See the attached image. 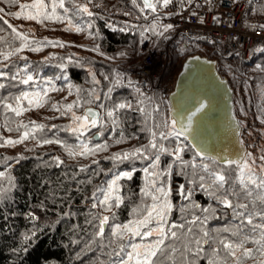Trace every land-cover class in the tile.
<instances>
[{
  "label": "trees",
  "instance_id": "obj_1",
  "mask_svg": "<svg viewBox=\"0 0 264 264\" xmlns=\"http://www.w3.org/2000/svg\"><path fill=\"white\" fill-rule=\"evenodd\" d=\"M89 1L100 2L108 9L127 11L138 21L143 20L144 16L148 14L149 16L159 14V11L155 13L146 9L143 12L140 11L143 6L141 0H137L139 7L134 5L132 0ZM71 2L74 1L66 2L65 7L69 9L70 13L71 11L75 12L77 16L73 18L76 19L74 28L79 27L80 34L84 31L86 46L77 47L81 48L84 53L67 55L63 51H57L48 59L33 57L21 59V56L8 61L7 68L0 67V71L7 73L6 76L0 77V84L5 85L0 88V99H5L6 103H12L14 107L16 96L22 92L33 90L32 81L28 84L20 83V79H25L22 73L41 72V78L56 79V82L53 83V88L56 90H51L50 95L45 98V104L50 106L48 108L49 121L47 123L40 121L39 124H43L44 128L31 132L30 138L24 140L18 150L10 149V147L3 149V140L6 139V135L20 136L28 129L19 128L18 126L22 123L20 116H16L14 112L6 110L3 105H0V172H5V176L0 177V185L9 186L8 176L13 178L12 183L15 185L0 198V264H112L116 257L109 255L112 248L106 246L109 239L108 234L104 232L103 239L93 241L94 233L98 231L95 223L98 219H94L97 214L92 205L101 198L106 182L112 180L120 172L132 171L131 178H120L119 195L123 197V203L119 208L113 209L118 214L114 219H119V221L121 219L127 223L131 218L138 216L132 214V208L140 204H151V198L145 197L141 189L145 188L153 177L144 172V168L149 166L150 160L129 159L114 162L106 157H111L116 152H126L148 144L150 139L148 128L152 127L153 119L156 122H160L162 119L166 120L173 132L179 133L169 120L167 97L165 93L160 92L159 87L140 90L143 93V96H140L136 89L123 79H118L119 83L115 82L117 80L115 75H122L123 72L126 73L128 70L140 66L146 53L142 42L144 36H147L148 33L154 36L155 34L152 31H143L141 34L137 27L133 32L111 29L98 14L89 16L87 13H77ZM153 2L155 3L156 0ZM5 3H8L7 0ZM262 14H264V0L250 6L249 19H255ZM5 15L9 17V14ZM5 19L4 15L0 14V31H5L7 35L11 34L12 43L6 49L13 51L20 46L22 40L14 39L12 29L4 22ZM160 45H162L160 39L151 44L154 48ZM97 48L98 51L94 50ZM196 49L193 45L182 43L178 50H171L168 59L163 61L159 67L160 84L167 85V89L171 90L176 74L180 70L182 58L187 55L201 53L209 57L218 56L216 51L211 48L208 49V52H199ZM219 61L221 73L231 79L235 89L240 90L238 93L242 95L240 96L241 107L252 120L251 123L255 122L252 126L253 131L249 127L250 135H254L252 138L259 139L260 131L257 129L260 124H264V107L260 108L254 102L255 100L246 101L248 95L244 96L243 91L247 86H251L253 90L264 86V52L255 55L248 62L221 57H219ZM61 64L64 67H60ZM92 74L95 75L99 83L93 81ZM13 75H18V79L12 80ZM92 92L100 99L95 100L94 96L89 95ZM139 100H142L143 103L138 104ZM74 101L80 103L79 107L74 105L72 109L77 115H82L87 106L98 107L100 118L106 121L105 126L102 128L100 124H97L83 136L69 131V127L73 124L71 113L61 116L52 108V104L55 103L61 107ZM85 101L94 102L86 103ZM118 102H130L133 107L120 110L119 126L115 127L113 131L114 126L107 122L105 110L99 105L104 104L111 108ZM20 103L23 107L28 105L26 100H21ZM140 107H144L151 113L152 118L147 122L145 114L139 111ZM153 109H158V111H153ZM61 111H64L62 107ZM53 125L56 127L53 128ZM29 128L31 127L29 126ZM9 129L12 130L9 131ZM101 131H103V135L95 138L94 134ZM31 136H35L36 139H32ZM81 138L88 139L89 143L86 144L89 147L104 143L108 147L106 150L100 151L98 156H81L82 158L79 159V155L75 156L76 158L69 156L61 144L39 143L44 139L60 140L64 145L79 151L82 144ZM117 139H121L122 142L117 144L115 142ZM163 143L170 149L181 145L183 148L181 157L184 161H192L197 165L211 164L208 157L196 156L192 146L180 133L170 136ZM5 157L11 159L5 160ZM53 157H58L62 163H57ZM93 160H96L97 163H92ZM82 166H86L83 171H81ZM238 166L239 163L224 166L217 161L213 167L223 168L230 172L231 179L236 181V190L239 191L241 186L237 180ZM182 168L185 174H179ZM165 169L168 170V174L161 176L156 183L157 185L163 184L166 189L170 190L168 197L172 204V210L168 214L170 222L179 224L186 220L190 221L193 216L203 220V217L208 214L204 213L202 209L214 208L216 211L206 224L190 225L194 229L193 234L198 235L200 227H203L212 235L218 233L220 237L235 242H239L245 235H248L251 238L244 244V247L254 251L251 257L243 260L242 264H260L264 260V256L255 251L258 245L253 242L259 238V233L253 234L251 226L245 222L239 235H233L232 232L240 223L238 219L234 218L233 209L225 208L198 187L199 176L193 175L194 170L191 166L184 168L180 161H177L173 156L161 153L159 167L152 171ZM195 171L204 174L199 167ZM189 181H195V183H189ZM181 184L185 186V194L191 192L188 199H184L177 190ZM226 187L230 186L226 185ZM98 188L101 191H96ZM262 191L264 190H256L257 193ZM94 192L95 195H93ZM240 202L247 203L248 201L242 199ZM192 205H199V207H192ZM255 207L259 209L264 205L257 202ZM30 213L36 217L35 220L30 218ZM89 221H92V224H89ZM254 223L259 224L264 221L257 216L254 217ZM224 228H229L232 231L224 232L222 231ZM25 236H28L29 239L26 240ZM90 241L92 242L90 243ZM215 247H217L216 244L204 245V254L190 255L189 259L194 260L195 264H208L206 256ZM220 255H223V251ZM179 263L180 258L177 255V264ZM228 264H231V258H229Z\"/></svg>",
  "mask_w": 264,
  "mask_h": 264
},
{
  "label": "snow or ice",
  "instance_id": "obj_2",
  "mask_svg": "<svg viewBox=\"0 0 264 264\" xmlns=\"http://www.w3.org/2000/svg\"><path fill=\"white\" fill-rule=\"evenodd\" d=\"M7 2L16 3L17 0H7ZM171 2L172 0H156L155 3L153 0H142L143 6L140 8V11L143 12L144 9H150L153 13H155L157 11V4H159L161 7H164ZM132 3L139 7V5H137V0H132ZM189 3H191V0H189ZM19 7L21 11L9 13V15H14L16 17L23 16L25 19L34 20L38 23L43 22L44 20H63L64 16L57 13L58 8L63 9L64 13L69 11V9L65 7V0H51L50 4L47 3L46 0H32L31 3L20 4ZM74 10L77 13L83 12L87 13L89 16L92 15L87 5L74 4ZM3 11L4 9L0 8V12ZM128 14L129 13H125V15ZM4 22L7 24V21ZM68 23L69 26H71V20H69ZM9 27L12 29L14 39H20L23 41V43L20 47L15 48L13 51L0 53V55H3L5 60H8L9 57L15 55L16 53H19L23 48L30 47L29 38L25 34L17 32L16 28L12 27L11 25H9ZM162 27L164 32H166L173 26L171 24H167L163 25ZM260 27L264 29V24L260 25ZM75 30L81 31L79 27H77ZM145 31H152L154 34L163 35V32H159L157 30L155 23H153L149 29H145ZM45 39L47 40V38ZM47 42L49 44H59L61 47H63V44L59 41L53 42L49 40ZM32 43L40 42L32 41ZM30 50L39 51L40 49L30 48ZM94 50L98 51V48ZM121 55H123V53H121ZM21 59H26V57H21ZM0 67L7 68L8 65L4 64L0 65ZM60 67H64V65L61 64ZM6 75V72L0 71V77ZM11 79L17 80L18 75H13ZM92 79L95 83H99V81L96 80L94 74H92ZM105 79H107V77H105ZM32 80L33 76L27 75L26 79H20V83L28 84ZM115 82L119 83L120 81L117 79ZM3 87H5V85L0 84V88ZM50 90L55 91L56 89L45 88L43 92H35L32 94H29L28 92H22L19 96L14 98L15 107L12 103H6L5 99H0V105H3L6 110L14 112L16 116H20L24 111L28 110L21 105V100H26L30 107H43L46 103L45 98L47 97ZM109 91H111V89H109ZM136 91L140 96H143V93L140 91V89L137 88ZM89 95L94 96L95 100L100 99V97L95 95L94 92L90 93ZM85 102L88 103L94 101ZM137 103L142 104L143 101L139 100ZM74 105L79 107V101H74L73 103L61 106L64 109V111H61V107H58L55 103L52 104V108L59 112L61 116L71 113V119L75 126H70L68 129L69 131L83 136L85 132H88L91 128H95L97 124H100L102 128L105 126L106 121L103 118L98 119V113L94 112L91 108H87L83 115H76V113L72 111ZM99 107L105 110V115L108 118L107 122H110V124L114 126L112 129L114 131L115 127L119 126L120 110L131 109L133 105L130 102H118L115 103L111 108H108L104 104H100ZM204 108L205 105L200 103L199 107H196L195 111L188 115L189 125H191L193 117H195L197 113H200ZM139 111L145 114L146 122L148 119L152 118L151 113L148 112L144 107H140ZM153 111H158V109H153ZM30 123L32 125L31 128H29L28 125L21 123L18 127L28 130L24 131L18 139H4L3 144H20L24 140L30 138L31 132L36 129L44 128L43 124H37L35 121ZM52 127L55 128L56 126L53 125ZM11 130L12 129H9V131ZM148 131L150 133L148 144L135 147L130 151L116 152L113 153L111 157H106L113 160L114 162H120L129 159L150 160V164L148 167L144 168V172L148 176L153 177V179L149 181V184L146 185L145 188L141 189V192L145 197L151 198V204L137 205L136 207L132 208V214L138 215L140 218L129 220L124 224L115 223L112 225L111 236L108 239L106 245L107 247L112 248V251L109 253V255L116 257V260H114L112 264H177V255H179L180 258V264H195L194 260L189 259V256H200L201 254H204V245L211 246L212 244H216L217 247L212 248L211 253L206 256L208 264H228L229 258H231V264H242L245 258L251 257L253 255V249L244 247V244L251 238L248 235H245L243 239L239 240V242H235L220 237L218 233L216 235H212L209 233V231L204 230L203 227H200L198 235L193 234L194 229L192 226L206 224L207 220L216 211L214 208L202 209L204 213L208 214L203 217V220L197 216H193L190 221L186 220L179 224L170 222L168 220V214L172 210V204L168 199L170 190L166 189L163 184L157 185L156 183V181L161 176H166L168 174V170L165 169L160 171H152L154 169H158L161 153H167L173 156L177 161H180L184 168L191 166L194 170L193 175L199 176L198 187L201 190L207 192L213 199H215L225 208L233 209L234 218L238 219L240 222L237 225L235 231L232 232L233 235H239L242 228L244 227L245 222L247 225L251 226V232L253 234L258 232L259 238L253 241L256 245H258L255 251L259 252L261 256H264V223H254V217L257 216L262 221H264V207L259 209L255 207L257 202H259L261 205H264V192H256L257 189L264 190V165H261V174L258 175L254 168L248 164L247 161L240 163L238 166L239 175L237 180L241 187L240 190L237 191L235 187L236 181L231 179V173L225 171L223 168L217 169L213 167L217 164V159L215 157L208 158L211 161V164L203 163L197 165L192 161H184L182 159L181 153L183 148L181 145H176L174 149L166 147L163 141L168 140L170 136L179 134L173 132L166 120L162 119L160 122H156L153 119L152 127L148 128ZM96 135H103V131L96 133ZM31 138L36 139L35 136H31ZM115 142L119 144L122 142V140L117 139ZM39 143L61 144L65 147L69 156L72 157L77 155L93 156L97 152L106 150L108 147L106 143L96 144L93 147H89L86 143H82L80 145V150L77 151L70 146L64 145L60 140L53 141L44 139L39 141ZM203 154L204 153L202 152H197L196 156H201ZM9 159L11 158L5 157V160ZM260 159L264 161V156H262ZM53 160L57 163H62L58 157H53ZM92 163L95 164L97 161L93 160ZM254 163L255 161H253V164ZM222 164L224 166H229L232 164H237V161L225 159L222 161ZM85 167L86 166H82L81 171H83ZM198 167L204 174H199L195 171V169ZM133 171H135V169H133ZM179 174H185L183 168ZM4 176L5 172H0V177ZM131 176L132 171L120 172L112 180L108 181L107 189L103 190V198L99 199L96 203H93V208L99 206L103 208L104 211L111 213V216H101L97 214L94 217V219H98L99 223L98 231L94 233L93 241L104 238L105 225L108 224L111 219H114L116 215L113 209L119 208L123 203V197L117 194V181L120 180L121 177L131 178ZM7 179L9 182L8 187L0 185V198L10 191L11 187L15 186L12 183L13 178L11 176H8ZM189 183H195V181H189ZM226 185H229L230 187H226ZM184 187L185 186L181 184L177 190L181 193L184 199H188L191 195V192L189 191L185 194ZM96 191H101V189L98 188ZM93 195H95V192ZM242 199L247 200L248 202H240ZM192 207H199V205H192ZM29 216L33 220L36 219V217L31 213ZM88 223L92 224V221H89ZM165 225H167V227H165ZM222 231L229 232L232 230L229 228H224ZM33 235H35V233H33ZM136 237H139L142 241L149 237L153 239H150L144 243H132L131 241ZM25 239L27 240L29 237L25 236ZM91 242L92 241H90V243ZM73 243H76V241H73ZM221 251H223V255H220ZM260 264H264V260H262Z\"/></svg>",
  "mask_w": 264,
  "mask_h": 264
},
{
  "label": "water",
  "instance_id": "obj_3",
  "mask_svg": "<svg viewBox=\"0 0 264 264\" xmlns=\"http://www.w3.org/2000/svg\"><path fill=\"white\" fill-rule=\"evenodd\" d=\"M234 88L218 69V60L207 55L191 54L184 58L172 89L167 95L169 119L194 151L203 157H215L218 162H244L249 148L242 141L243 126L236 112ZM205 108L193 117L188 115L199 104ZM98 113L96 106H87ZM99 135L94 134L95 138Z\"/></svg>",
  "mask_w": 264,
  "mask_h": 264
},
{
  "label": "built area",
  "instance_id": "obj_4",
  "mask_svg": "<svg viewBox=\"0 0 264 264\" xmlns=\"http://www.w3.org/2000/svg\"><path fill=\"white\" fill-rule=\"evenodd\" d=\"M259 0H172L164 6L165 20L172 32L158 51H150L143 58L142 66L127 75L130 83L146 89L155 84L158 69L170 50L181 41H202L213 46L222 56L235 55L248 59L253 53L264 50V15L248 22L250 2ZM107 24L125 29L127 17L119 13H107L97 6ZM202 21V22H201Z\"/></svg>",
  "mask_w": 264,
  "mask_h": 264
},
{
  "label": "rangeland",
  "instance_id": "obj_5",
  "mask_svg": "<svg viewBox=\"0 0 264 264\" xmlns=\"http://www.w3.org/2000/svg\"><path fill=\"white\" fill-rule=\"evenodd\" d=\"M6 0H0V8H3L4 11L0 12V14L4 15V17L6 18L5 20L8 21V25H11L12 27L16 28L17 32L19 33H23L25 34L28 38H29V44L30 47H26L23 48L22 51H20L19 53H16L15 55L9 57L8 60H5L3 58V55H0V65H4L6 64L8 61L12 60L13 58H17V57H33V58H43V59H48L49 57L53 56V54L57 51H63V53H66L67 55H80L81 53H84L81 48H77L79 46L81 47H85L86 42L84 40V31L82 32V34H80V31H76L74 27H76L75 21L76 19V14L75 12L71 11V13L68 11L67 13H64L62 9H57V13L64 16V19L61 21H52V20H44L43 22H36L34 20H28L23 18V16L21 17H16L14 15H9V17L5 14H9V13H15L18 11H21L19 5L20 4H25V3H31L32 0H19L18 2H16L15 4H9V3H5ZM68 1H72V0H65V3ZM74 2L72 3V5L74 4H83V5H87L89 11L93 14H96L94 12V8H93V4L91 5L92 2H90L89 0H73ZM47 3L50 4L51 0H46ZM98 4H102L100 2H97ZM110 10H115V9H110ZM119 13H121L123 10H115ZM9 18H11L10 20H8ZM153 18V16H147V19H151ZM71 20V26H69L68 21ZM158 21V20H157ZM153 23L156 24L157 26V30L160 32L162 30V27L160 26L159 21H153L152 24L150 26L153 25ZM149 26V27H150ZM73 27V28H72ZM149 27H147V29H149ZM1 35H2V40L0 41V53H4V52H9V50H7L6 48L9 47V45L12 43L11 41V34L7 35V33L3 30L0 31ZM150 36H152L150 34ZM154 36V35H153ZM155 36H158L157 34H155ZM47 38V40L45 39ZM59 41L63 44V47H61L59 44H49L47 41ZM32 41H39L40 43H32ZM23 43V41L21 42V44ZM20 44V46H21ZM18 46V47H20ZM17 47V48H18ZM30 48H39V51H31ZM210 47H202L199 45V49H196L199 52H208ZM184 58V57H183ZM213 58L218 59L216 56H214ZM219 60V59H218ZM120 65V64H119ZM219 65H220V61H219ZM23 77L26 79L27 75H32L33 76V80H32V84H33V90L28 91L29 94L35 93V92H43V90L45 88L48 89H53V83L56 82V79H52L50 77H43L41 72H38L36 74H31V73H22ZM123 73L122 75H115L116 79H123ZM231 81V79H230ZM232 82V81H231ZM159 84V82L157 83ZM160 86L162 87V89L165 91L167 90V85L164 84H160ZM238 88L235 89V100H236V104H237V111L238 114L241 116L243 122L251 128V130L253 131L254 129L252 128L253 124H255V122L251 123V119L250 117L246 114L245 110L241 107L242 104H240V95L238 93ZM259 92H258V91ZM240 91V90H239ZM256 91V92H254ZM51 92V90L48 92V95H50L49 93ZM244 96L248 95V98L246 101H252L255 100L254 102H256V104L259 105L260 108L264 107V86H260L257 89L253 90L251 86H247L244 88L243 91ZM47 95V96H48ZM250 99V100H249ZM50 106L48 105H44L43 107H30L29 105H25L24 108H27V111H24L21 115H20V121L24 124H28L30 127H32L31 123L32 121H35L37 124L41 123L40 121H42L43 123H47V121H49V108ZM76 113V112H75ZM77 115V113H76ZM72 126L74 127L75 124L73 122ZM258 126V125H257ZM260 131V136L258 139V143H254V141L257 142V140L253 139L252 137H248L243 135V141L247 142L246 144L249 147V151L247 153V157L245 159V161L248 162V164H250L254 170L256 172L260 173V168L261 165H264V161H262L260 158L262 156H264V124H260L258 126V129ZM6 139L11 138L13 140L18 139L19 136H13V135H6L5 136ZM82 143H89L88 139L83 140V138H81L80 140ZM23 143V142H22ZM22 143L20 144H13V145H4L2 146L3 149L10 147V149H15L18 150L21 148ZM80 150V148H79ZM100 152H97L95 155H100ZM251 154V155H248ZM76 158V157H74ZM82 157L79 156V159H81ZM253 161H255V163L253 164ZM107 184L108 182H106L105 185V189H107ZM117 185H118V192L117 194H119V190L121 187V183L119 182V180L117 181ZM264 192V191H262ZM103 198V193L101 198ZM98 199V200H99ZM97 200V201H98ZM96 201V202H97ZM143 205V204H140ZM94 210L96 211V214L99 215H109L110 212H106L104 211L103 208L97 206L96 208H94ZM117 215H115V217L117 218ZM140 218L139 216H136L133 219H138ZM132 218L130 220H133ZM123 221L120 219L116 220V219H111L109 221L108 224L105 225V233L108 234L107 237L110 238L111 236V231H112V225L115 223H119L121 224ZM96 223V228L98 229V223L99 221L97 220ZM124 224V222L122 223ZM143 230V229H142ZM148 239L150 240V238H145V240H141L139 237L134 238L131 242L132 243H144L147 242ZM130 250V249H129ZM180 264V263H179Z\"/></svg>",
  "mask_w": 264,
  "mask_h": 264
},
{
  "label": "flooded vegetation",
  "instance_id": "obj_6",
  "mask_svg": "<svg viewBox=\"0 0 264 264\" xmlns=\"http://www.w3.org/2000/svg\"><path fill=\"white\" fill-rule=\"evenodd\" d=\"M238 112V111H237ZM239 118H240V121L242 123V126H243V133H242V140H243V135L245 136H248V137H254V135H250V131H249V126L247 125V123L245 124L241 118V116L238 114ZM254 140L256 139L257 142L255 143H258V138H253ZM247 143V142H246Z\"/></svg>",
  "mask_w": 264,
  "mask_h": 264
},
{
  "label": "crops",
  "instance_id": "obj_7",
  "mask_svg": "<svg viewBox=\"0 0 264 264\" xmlns=\"http://www.w3.org/2000/svg\"><path fill=\"white\" fill-rule=\"evenodd\" d=\"M160 26H162L161 24H160ZM163 31V30H162Z\"/></svg>",
  "mask_w": 264,
  "mask_h": 264
}]
</instances>
